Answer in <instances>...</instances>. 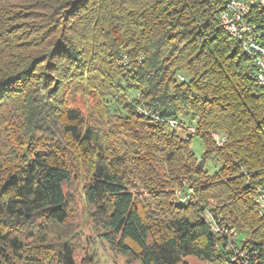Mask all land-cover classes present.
I'll list each match as a JSON object with an SVG mask.
<instances>
[{
	"label": "trees",
	"instance_id": "1",
	"mask_svg": "<svg viewBox=\"0 0 264 264\" xmlns=\"http://www.w3.org/2000/svg\"><path fill=\"white\" fill-rule=\"evenodd\" d=\"M222 5L0 0V264H51L49 256L53 264H75L70 245L49 246V229L40 226L26 244L9 228L66 219L62 187L71 170L64 151L35 142L53 122L78 157H90L84 200L121 255L139 264H187L188 256L240 264L208 213L245 232L231 240L246 251V264H264V214L250 200L264 188V90L249 78L242 43L218 25ZM261 37L264 43V31ZM122 58L128 62L121 67ZM68 87L96 98L98 129L64 106ZM151 114L194 121L200 159L189 150L192 136ZM211 132L225 137L221 147ZM206 160L220 168L208 174ZM181 178L193 188L192 202L171 200Z\"/></svg>",
	"mask_w": 264,
	"mask_h": 264
},
{
	"label": "rangeland",
	"instance_id": "2",
	"mask_svg": "<svg viewBox=\"0 0 264 264\" xmlns=\"http://www.w3.org/2000/svg\"><path fill=\"white\" fill-rule=\"evenodd\" d=\"M118 62L119 64L117 65L122 67L127 65L128 61L126 58H122ZM179 77L183 78L182 76H177L178 80ZM126 100H128V96ZM95 101L96 98L91 93L84 96L80 91H74V89H70V87L66 88L63 93L64 106L77 110L91 126L94 125V127L97 128L95 123L98 122L96 120H99V116L92 113ZM1 111L2 110H0V112ZM56 124L53 122V127L49 129L43 137H40L39 141L35 142H37L38 146L43 143L52 145L57 144L61 146V150L64 151L63 158L66 160L71 170L69 182L65 183L62 187L66 202V219L61 224L51 223L46 224L45 227L43 226L45 223H43L42 220L33 219L30 224L16 222L11 224L9 228L13 233L23 238L26 244L32 243L30 235L31 233H35L40 226L49 229L47 241L49 246L57 247V245L62 242L70 245L74 251L75 264H79L80 261L87 256L93 259L94 264H139V262L132 257L121 255L113 244L105 241V234H107V231L101 226L100 219L95 213L94 207L85 202L83 195L85 186L89 181L90 157L86 156L83 159L78 157L72 145L64 137L62 132H60L59 123ZM193 125L194 121H189V118L181 117L179 118V122L175 120V127L177 128L173 131L182 137L187 134L192 136L189 141V150L195 158L199 160L204 147L199 137L194 136L195 134H190ZM181 130H183L184 133H181ZM213 133L217 134V137H220V133H210L212 142L218 147L213 140V137H217L211 136ZM204 166L208 174H212L220 168V164L212 160H206ZM171 197V200L174 202H178V199L183 200L181 203L192 202L193 188L189 185L187 179H179L178 184L173 188ZM235 232L236 240L244 239L245 232L243 230ZM52 258V256H49L51 264H53ZM183 260L186 261L187 264H208L191 256L185 257Z\"/></svg>",
	"mask_w": 264,
	"mask_h": 264
},
{
	"label": "bare ground",
	"instance_id": "3",
	"mask_svg": "<svg viewBox=\"0 0 264 264\" xmlns=\"http://www.w3.org/2000/svg\"><path fill=\"white\" fill-rule=\"evenodd\" d=\"M223 1V0H221ZM241 3L246 4V11H263V4H261V0H240ZM226 16H225V24L222 22L220 17H218V25L219 27L234 41L241 42L243 45V52L245 57L248 59L251 65V71L249 73V78L254 80L263 90H264V72L262 70V63L264 60V49L263 47H255L254 51H251L247 48L248 46V38H239L241 36V29H238V20L235 19L234 13H237V6L235 0H226ZM222 13V9L219 14ZM260 21L262 22V26L264 27V16H259ZM262 27V28H263ZM263 29H260V35L262 36ZM262 38V37H261ZM182 80L181 77H179ZM150 117L156 122L158 118L154 115H150ZM217 134L213 133L211 136H216ZM217 137V136H216ZM214 142L217 146H221L220 137L214 138ZM179 202L183 200L178 199ZM250 200L255 204L261 214H264V188L257 187L255 188L253 194L250 196ZM231 236H236V233H231ZM236 240V238H235ZM234 240V242H236ZM234 254L239 257H246V251L238 246H234ZM234 260V258H232Z\"/></svg>",
	"mask_w": 264,
	"mask_h": 264
},
{
	"label": "built area",
	"instance_id": "4",
	"mask_svg": "<svg viewBox=\"0 0 264 264\" xmlns=\"http://www.w3.org/2000/svg\"><path fill=\"white\" fill-rule=\"evenodd\" d=\"M237 6V13H234L235 19L238 20V29H241V36L239 38H248V46L247 48L255 53V47H263L264 43L262 42L260 35V24H259V16H264V0H261V4H263V11H246V4L241 3L240 0H235ZM226 0H223L222 5V13L218 14V17L225 24V16H226ZM262 63V70L264 72V60ZM154 115V114H152ZM156 116V115H154ZM158 117V116H156ZM160 123L165 124L170 129L174 130L175 127V119H160L158 117ZM196 133L194 126L191 127L190 134L194 135ZM210 136V134H209ZM211 138V137H210ZM220 140L225 141V137L220 134ZM264 204V201H262ZM205 219L213 224L215 235L221 237L224 240V247L226 251L229 253L230 258H234L235 261H239L240 264H246V257H239L234 254V246L236 244H240L238 242H232L231 233H236L235 229L228 225H223L215 222V220L211 217L210 214L205 213ZM253 257V251H250V256Z\"/></svg>",
	"mask_w": 264,
	"mask_h": 264
}]
</instances>
